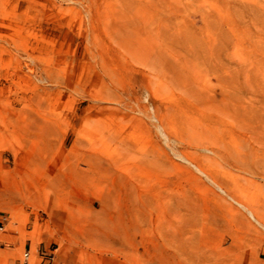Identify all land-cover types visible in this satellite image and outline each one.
Here are the masks:
<instances>
[{"label": "rangeland", "instance_id": "374dc122", "mask_svg": "<svg viewBox=\"0 0 264 264\" xmlns=\"http://www.w3.org/2000/svg\"><path fill=\"white\" fill-rule=\"evenodd\" d=\"M0 243L264 264V0H0Z\"/></svg>", "mask_w": 264, "mask_h": 264}, {"label": "built area", "instance_id": "2783aa9c", "mask_svg": "<svg viewBox=\"0 0 264 264\" xmlns=\"http://www.w3.org/2000/svg\"><path fill=\"white\" fill-rule=\"evenodd\" d=\"M54 250L55 249L52 250L48 248L41 253L37 251L36 253L33 254L30 251V247L25 248L17 264H49L50 261L53 260L54 258ZM34 257H37L40 260L36 261Z\"/></svg>", "mask_w": 264, "mask_h": 264}, {"label": "bare ground", "instance_id": "6f19581e", "mask_svg": "<svg viewBox=\"0 0 264 264\" xmlns=\"http://www.w3.org/2000/svg\"><path fill=\"white\" fill-rule=\"evenodd\" d=\"M250 212H251V214L253 215V217L255 218V216H254V214L252 213V211L250 210ZM256 219V218H255ZM260 221V220H259ZM259 221H257V223L259 222ZM261 223V222H260ZM263 226V225H262Z\"/></svg>", "mask_w": 264, "mask_h": 264}]
</instances>
